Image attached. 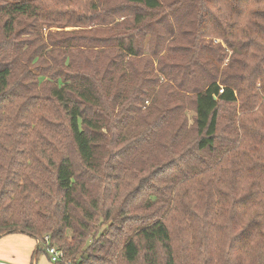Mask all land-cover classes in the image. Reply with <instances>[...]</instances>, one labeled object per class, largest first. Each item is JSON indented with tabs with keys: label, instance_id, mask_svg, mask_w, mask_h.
Listing matches in <instances>:
<instances>
[{
	"label": "trees",
	"instance_id": "16d2710c",
	"mask_svg": "<svg viewBox=\"0 0 264 264\" xmlns=\"http://www.w3.org/2000/svg\"><path fill=\"white\" fill-rule=\"evenodd\" d=\"M120 1L101 10L112 33L20 54L22 33L107 18L97 0H0V238L37 257L49 235L61 264H181L169 223L203 199L228 223L256 207L242 229L264 252V0Z\"/></svg>",
	"mask_w": 264,
	"mask_h": 264
},
{
	"label": "rangeland",
	"instance_id": "374dc122",
	"mask_svg": "<svg viewBox=\"0 0 264 264\" xmlns=\"http://www.w3.org/2000/svg\"><path fill=\"white\" fill-rule=\"evenodd\" d=\"M163 1L165 2L170 0ZM110 2L116 4L122 1L110 0ZM107 3L108 0H97L96 4L98 9L96 11H92L94 15L99 13L100 17L107 18L106 23L99 21L96 23L97 25H93L92 29L83 26H66L64 28H60V25L56 23L44 25L40 32L33 31L18 35L17 40H23V45L25 46L19 53L30 54L32 50L47 46L51 41L65 42V40H71L82 35L83 31L91 32L90 35H93V37H104L112 33L113 26L107 23L110 20H114L116 17H108V15L103 12L101 13V10L103 11L108 8ZM28 25L29 28L33 30L32 27H30L32 26V22L30 20L22 21L16 27V30L22 29ZM73 32H75V35H72ZM1 37L2 36L0 34V39ZM219 42V40H214V43ZM50 48H52V46L47 49ZM24 62L23 58L19 60L16 73L10 79V84L12 86L17 83L24 82L20 76ZM48 63L54 65L52 62H47V64ZM193 114L194 111L189 109V124H192ZM229 116V111H224L222 126L225 125V118ZM259 124L263 127L262 133L264 135V126L261 121ZM140 169L141 167L139 170ZM136 173L138 176L132 179L133 183H130L132 188L137 186L139 176H147L146 173L143 172L137 171ZM214 188L215 187H213L212 190H214ZM241 190L243 195L254 192L248 184H245ZM212 197L214 196L212 195ZM221 207L222 204L205 207L202 199L200 202L188 207L187 210L192 213V217L185 216L182 212L174 214L173 219L169 224L171 230L173 231L174 244L179 252V262L181 264H264V252L261 251L260 253H257L255 251L257 242L261 241V239L256 236V233H252L249 239H245L244 231L242 229L249 223L254 222L256 207L251 208L247 212L244 211L243 217L236 220V223H228L226 218L228 216L227 208L225 207L221 210ZM187 218H189V221H187ZM214 219H218L217 226L214 225L210 228L209 232H207L208 237L204 238L203 231H201L203 223L207 221L214 224ZM259 221L260 219L256 220L255 223H259ZM231 243H234L233 257L235 261L230 260L228 255ZM37 245L38 242L35 239L24 234L5 235L0 238V260L13 264H31L32 262L34 264H61L52 262L49 259L48 255L44 252V245L40 246V252L37 257L34 256ZM137 264H141V261Z\"/></svg>",
	"mask_w": 264,
	"mask_h": 264
},
{
	"label": "built area",
	"instance_id": "2783aa9c",
	"mask_svg": "<svg viewBox=\"0 0 264 264\" xmlns=\"http://www.w3.org/2000/svg\"><path fill=\"white\" fill-rule=\"evenodd\" d=\"M44 239H45L46 243L48 244L46 249H47V253H48L50 260L52 262H55V263L63 262V260L65 258L64 251L62 249H60L59 247H57L56 245L50 244V236L49 235H46ZM0 264H3V263H0Z\"/></svg>",
	"mask_w": 264,
	"mask_h": 264
},
{
	"label": "crops",
	"instance_id": "0c3cea01",
	"mask_svg": "<svg viewBox=\"0 0 264 264\" xmlns=\"http://www.w3.org/2000/svg\"><path fill=\"white\" fill-rule=\"evenodd\" d=\"M12 235H14V234H12ZM0 263H3V264H13V263H10V262L4 261V260H0Z\"/></svg>",
	"mask_w": 264,
	"mask_h": 264
}]
</instances>
